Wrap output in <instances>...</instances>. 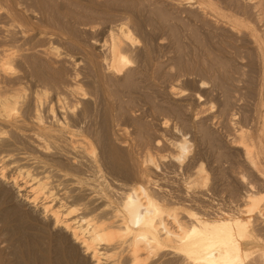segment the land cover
<instances>
[{"label": "rangeland", "instance_id": "374dc122", "mask_svg": "<svg viewBox=\"0 0 264 264\" xmlns=\"http://www.w3.org/2000/svg\"><path fill=\"white\" fill-rule=\"evenodd\" d=\"M211 1L232 22L201 19L190 3L179 0H0V43L4 36H17L7 41L14 52L9 80L20 83L27 97L19 110L30 111L29 98L37 90L47 102L41 109L45 121L47 106L59 116L58 100L64 103L70 122L94 142L110 182H135L137 165L146 160V166L151 158L146 168L151 174L146 172L156 181L153 189L159 197L170 195L164 196L170 206L179 203L177 211L243 208L247 193L264 196V0ZM124 16L133 43L122 50L129 63L114 72L107 67L104 44ZM38 32L48 39L38 38ZM46 48L52 51L41 52ZM74 83L83 98L66 91ZM0 136L3 146L12 140L9 131ZM181 142L187 149L179 157ZM15 143L18 150L13 144L5 148L16 152L12 159L20 150L55 160L20 138ZM244 148L250 157L261 149L260 155L253 153L255 164ZM0 186V217L7 216L0 218V264H91L90 253L79 247L80 252L78 244L52 240L50 228L33 246L36 232L46 227L39 206L26 203L14 187L1 181ZM108 252L116 253L109 261L102 255L104 264H128L119 249ZM173 256L163 259L156 252L145 263L175 264ZM254 259L253 254L247 264Z\"/></svg>", "mask_w": 264, "mask_h": 264}, {"label": "bare ground", "instance_id": "6f19581e", "mask_svg": "<svg viewBox=\"0 0 264 264\" xmlns=\"http://www.w3.org/2000/svg\"><path fill=\"white\" fill-rule=\"evenodd\" d=\"M179 1L190 3L201 19H209L214 23L224 22V24L232 22V16L224 14V11L222 12V9L211 0ZM128 18V16L120 18V22L111 27L109 45L104 44L109 56L107 67L114 72H121L129 63V59L122 51L125 44L133 43L131 29L126 22ZM247 28L255 31V28L249 26ZM20 33L23 36L24 32ZM46 35L45 32L37 34L38 38L48 39ZM254 36V38L259 37L258 34ZM16 37L15 34L11 37L4 36L0 43L2 44L0 45V74L3 76L0 78V134L9 131L12 137L11 143H7L6 140L4 146L0 144V181L6 183V188L9 185L11 188L14 187L16 189L14 193L23 196L26 203L39 206L40 215L46 220L48 226L43 222L46 227L42 228V225V229L37 231V225L33 228L31 223L29 227L37 231L33 246H36L42 237H47L50 228V232H53L52 240H55L58 245L60 241L63 244L66 242L78 244L76 245L78 250L80 247L84 253H90L91 264H104L101 256H106L104 260L109 261L108 258L116 252L108 251L116 249L129 258L128 264H146L145 261L149 262L151 260L149 258H152L156 252H162V258L168 254L174 255L175 264H247L253 254L256 259L252 264H264V205L262 204L264 196L247 193L243 208L237 206L233 208L234 205L202 214L184 207H180L182 211H177L178 202L174 201L178 203L177 207L173 204L174 202H172L173 205L171 204L174 207L165 203L167 195L166 192V195L163 194L165 190L162 193L165 197L162 195L159 197L153 189L152 183L156 184V181L152 182L153 178L149 176L150 171L148 172L147 167L148 163L150 165V157L148 163L142 160L137 165L136 174L140 180L129 184L119 181L120 179L110 182L104 174V168L101 167L102 163L100 164L97 159L94 142L90 140L88 133L70 122V116L63 109L66 106L63 105L64 103L58 100L59 116L56 115L52 105L47 106L50 120L47 121V118L45 121L41 109L47 102L44 103L43 95L40 96L37 90L29 98L28 106L26 104L30 111L27 114L25 111L22 113L19 109L22 108L20 106L24 104L27 97L23 93L22 85L10 81L9 78L12 75L10 65L14 59V52L11 50L12 47L9 48L7 40L13 42L17 40ZM47 48L41 52L52 51ZM15 79L21 82V78ZM66 91L71 96L77 95L79 98L85 96V93L79 90L77 83L68 86ZM70 110L68 109V112ZM17 137L37 152L48 154L55 160L41 159L26 150V152L19 150L17 157L12 159L16 152L5 148L13 144L16 147L13 149L18 150L19 145L15 143ZM254 140L255 138L250 143ZM177 147L181 152L179 157H182L187 146L181 142ZM244 149L250 159L247 161L255 164L256 161L254 162L251 158L253 153L258 152H253L250 157V150ZM144 161L146 166L143 164ZM167 197L166 199L170 195ZM180 212H184L186 218L179 216L182 214ZM5 216L6 214L0 218L5 221L7 217ZM38 227L40 228V224ZM82 250L79 251L82 252ZM66 257L68 258V255ZM84 263L86 262L83 261L81 264ZM108 264L119 263L116 261V263Z\"/></svg>", "mask_w": 264, "mask_h": 264}]
</instances>
